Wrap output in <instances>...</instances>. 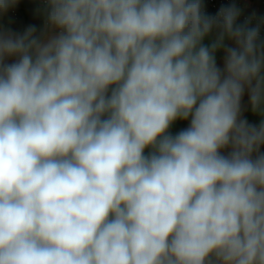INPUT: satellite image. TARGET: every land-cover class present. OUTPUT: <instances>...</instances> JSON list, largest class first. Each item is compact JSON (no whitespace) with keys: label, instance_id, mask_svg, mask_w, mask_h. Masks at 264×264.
<instances>
[{"label":"clouds","instance_id":"1","mask_svg":"<svg viewBox=\"0 0 264 264\" xmlns=\"http://www.w3.org/2000/svg\"><path fill=\"white\" fill-rule=\"evenodd\" d=\"M45 3L39 35L0 29V264H264V119L242 118L246 89L264 116L260 24Z\"/></svg>","mask_w":264,"mask_h":264},{"label":"crops","instance_id":"2","mask_svg":"<svg viewBox=\"0 0 264 264\" xmlns=\"http://www.w3.org/2000/svg\"><path fill=\"white\" fill-rule=\"evenodd\" d=\"M263 1L264 0H234L233 4L240 9V13L242 14L263 15ZM12 9L17 10V19H15V17L10 13V10ZM45 20V11L39 7V0H19V3L14 8L9 9L6 14L0 15V29L23 33L29 25H35L38 30L37 35H39L40 31L44 28ZM213 39L214 35H210L205 38L204 43L210 44ZM223 57V51L216 54L217 64L221 68H223ZM14 59L15 58H12L8 62L11 63ZM242 109V118L247 119L250 124L258 125L261 119H264V116H261L259 113L252 112L247 89L245 90V94L242 98ZM190 119V117L188 120L178 119L170 127L169 132L175 135L180 130L187 128L189 126ZM150 151L151 149H145V154H148ZM230 151V148L223 149L222 153L227 155ZM260 151L264 152V145H261Z\"/></svg>","mask_w":264,"mask_h":264},{"label":"built area","instance_id":"3","mask_svg":"<svg viewBox=\"0 0 264 264\" xmlns=\"http://www.w3.org/2000/svg\"><path fill=\"white\" fill-rule=\"evenodd\" d=\"M234 0H204L205 12L210 15H215L221 6H227L233 4ZM264 8V1L262 2ZM39 7L45 11L46 3L45 0H39ZM10 13L18 18V12L15 9L10 10ZM252 18L250 26H256L260 24V36L261 39H264V14L263 15H250V14H240L238 17L237 23L243 24L247 19Z\"/></svg>","mask_w":264,"mask_h":264}]
</instances>
